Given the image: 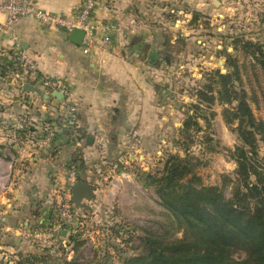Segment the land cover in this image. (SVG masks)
Returning <instances> with one entry per match:
<instances>
[{"label":"crops","instance_id":"1","mask_svg":"<svg viewBox=\"0 0 264 264\" xmlns=\"http://www.w3.org/2000/svg\"><path fill=\"white\" fill-rule=\"evenodd\" d=\"M34 1L48 12L73 17L82 3ZM146 1L150 0H98L92 17L97 28L96 45L89 54L69 40L67 31L45 27L34 18H23L12 28L0 30V169L5 172L0 187V231L5 245L1 247L8 252L15 250L9 243L11 235L17 236L18 244H26L21 237L23 226L48 227L54 223L56 207L68 190L72 165L78 167L77 181L97 188L95 198L78 210L80 215L95 214L103 204L109 205L110 195L104 197V193L116 194L114 187L120 190V202L128 197L120 182L128 180L130 174H125L122 169L127 168L121 165L117 169V154L135 147L136 141L142 145L138 150L151 149L149 136L165 127V118L155 106L151 77L156 53L154 29L138 12L140 3L145 8ZM6 21L7 17L0 14V23ZM105 38L111 42L106 44ZM21 53L37 62L39 75H49L70 89L77 105L79 131L87 133L86 138L77 141L67 129L59 128L56 120L71 99L59 101L39 88L37 75L25 77L17 65ZM25 85L41 93L27 92ZM24 115L38 121L30 130L18 131L14 124ZM48 125L55 127L57 136L51 145L44 146V127ZM92 134L95 140L89 144ZM115 136L121 143H112ZM103 138L108 150L103 148ZM130 158L141 166L152 160L150 154L139 155V160ZM105 160L112 162L107 173L103 171Z\"/></svg>","mask_w":264,"mask_h":264},{"label":"rangeland","instance_id":"2","mask_svg":"<svg viewBox=\"0 0 264 264\" xmlns=\"http://www.w3.org/2000/svg\"><path fill=\"white\" fill-rule=\"evenodd\" d=\"M143 5L145 8L141 7V3L139 5L140 19L145 18L154 29L156 53L151 77L156 93L155 106L160 111L159 115L165 118V127L160 133L149 136L153 144L151 149L138 150L137 147L142 145L136 141L135 147L117 154V169L121 165L127 168L122 171L130 174L128 180L124 178L120 182L128 197L120 202L117 192L120 190L114 187L113 193L116 194L106 191L104 197L110 195L107 201L109 205L103 204V208L95 214L89 212L88 215H81L83 225L78 233L70 232L69 236L63 234L65 238L55 250L51 249L58 259L78 258L81 264H121L122 258L139 254L142 237L148 230L162 228L168 219L155 190L142 187L138 174L141 170L156 172L162 169L163 161L169 154L184 157V149L187 148L196 158L194 162L199 163L196 174L204 186L222 187L224 176L235 181L237 164L232 153L242 143L237 132L238 124L228 125L224 115L225 109H231L234 105L220 101V87L216 84L212 86V95L216 99L213 105L198 101V94L209 85L212 72L220 70L226 74L232 71L227 65V53L232 56L239 71L240 84L247 93L255 118L264 126V71L255 60L244 55L238 45L241 40L264 44V0H150ZM100 48L103 50V46L100 45ZM70 105L77 109L73 94ZM61 113L56 120L61 130L71 131L77 141L88 136L87 133L81 134L80 125H68L66 108ZM208 113L211 116L205 122L203 115ZM189 117H194L199 123L200 132L195 131L191 135L181 133ZM95 136L90 137L95 140ZM135 137L142 140L137 135ZM101 141L106 150L107 141L104 138ZM117 142L121 143L119 136L112 139V143ZM257 143L260 158H263L264 132L257 135ZM141 154H150L152 160L149 165L132 162L131 156L139 160ZM103 162V171L107 173L112 162ZM72 168L78 169L74 165L70 170ZM4 174V170L0 169V187L4 185ZM233 187L232 184L226 187L228 197H231ZM73 235H77L78 240H74ZM3 237L0 231V264H9L14 258L17 261L19 254L31 252L29 248L35 250L27 243L23 246L18 244L15 240L17 236L11 235L9 243L15 250L8 252L2 248L5 246L1 241ZM80 241H84V244L77 251L75 246ZM233 256L244 259L246 254L237 251Z\"/></svg>","mask_w":264,"mask_h":264},{"label":"trees","instance_id":"3","mask_svg":"<svg viewBox=\"0 0 264 264\" xmlns=\"http://www.w3.org/2000/svg\"><path fill=\"white\" fill-rule=\"evenodd\" d=\"M238 45L264 71V44L241 40ZM226 61L232 71L212 72L209 85L198 94V101L213 105L216 99L212 86L216 84L220 87V101L234 105L225 109L224 115L228 125L238 124L242 143L232 153L237 164L235 181L224 176L222 187L204 186L196 174L199 163L194 162L196 158L187 148L184 157L167 155L163 168L156 172L141 170L138 182L155 190L168 221L157 231L148 230L142 237L141 252L122 258L121 264H264V157L260 158L257 143V135L264 132V126L252 112L239 71L228 53ZM209 116L211 113L203 115L205 122ZM201 130L196 119L189 117L181 133L191 135ZM68 133L72 136L71 131ZM231 184L234 187L228 197L225 189ZM72 238L78 240L77 235ZM83 242H78L75 250ZM51 251L19 254L15 264H81L78 258L58 259ZM237 251L245 252L246 257L235 258Z\"/></svg>","mask_w":264,"mask_h":264},{"label":"built area","instance_id":"4","mask_svg":"<svg viewBox=\"0 0 264 264\" xmlns=\"http://www.w3.org/2000/svg\"><path fill=\"white\" fill-rule=\"evenodd\" d=\"M98 0H82L81 7L76 16L56 15L39 7L34 0H0V14L7 17L5 24L0 23V30L4 28H12L18 21L23 18H34L45 27L54 29H63L71 33L74 29H80L85 32L83 39V52L89 54L96 45L97 29L92 22V17L96 11ZM109 38H105V43L109 42ZM17 65L25 77L37 75V81L46 94L53 96L55 92H59L68 97L70 100L72 92L61 81L50 77L49 75H39V67L37 62L29 55L21 53L17 56ZM54 97V96H53ZM67 121L69 126L78 125L77 109L74 105L66 108ZM38 120L31 115L22 116L14 127L18 131H26L31 129ZM45 136L42 139L44 146L53 143L57 136V130L50 125L44 127ZM78 179V170L72 168L69 170L67 178L68 190L63 195V199L58 203L54 214V223L48 227H30L21 229V237L24 238L30 247L35 250L52 249L55 250L57 245L69 233H78L79 227L83 225L81 215L75 209L71 201V192L74 184ZM65 233V236L63 234ZM34 250V249H33ZM33 252V251H31ZM15 258L9 261L14 264Z\"/></svg>","mask_w":264,"mask_h":264},{"label":"water","instance_id":"5","mask_svg":"<svg viewBox=\"0 0 264 264\" xmlns=\"http://www.w3.org/2000/svg\"><path fill=\"white\" fill-rule=\"evenodd\" d=\"M84 37H85V32L83 30L76 28L70 33L69 40L78 46H82ZM25 89L27 90V92L39 93V94L41 93L39 89L31 85H25ZM53 96L59 101H66L68 99L67 96L59 92H55ZM87 141L89 144H91L93 138L89 137ZM96 190L97 188L90 183H87L82 180L77 181L72 188V195H71V201L75 209L77 210L84 209L86 207V202L91 201L95 198Z\"/></svg>","mask_w":264,"mask_h":264}]
</instances>
